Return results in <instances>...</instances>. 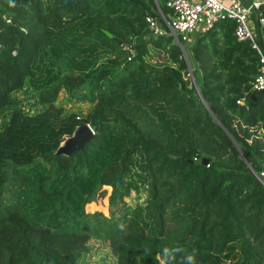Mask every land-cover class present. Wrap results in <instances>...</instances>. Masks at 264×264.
I'll return each instance as SVG.
<instances>
[{"label": "trees", "instance_id": "1", "mask_svg": "<svg viewBox=\"0 0 264 264\" xmlns=\"http://www.w3.org/2000/svg\"><path fill=\"white\" fill-rule=\"evenodd\" d=\"M147 14L159 15L153 0H0V112L24 87L40 105L13 109L14 142L0 126V264H264L259 55L231 18L179 37L184 54L171 33L150 32ZM61 89L82 90L90 108L63 112ZM85 122L84 147L55 153ZM131 188L146 197L113 217L118 235L64 222L69 199L106 197L112 217Z\"/></svg>", "mask_w": 264, "mask_h": 264}, {"label": "built area", "instance_id": "2", "mask_svg": "<svg viewBox=\"0 0 264 264\" xmlns=\"http://www.w3.org/2000/svg\"><path fill=\"white\" fill-rule=\"evenodd\" d=\"M159 15L147 14V27L154 35L171 33L177 42L179 37L187 39L195 32H204L220 18L234 20L237 39H247L259 55L260 66L254 74L251 87L264 89V15L260 8L264 0H153ZM160 1L168 8L165 14ZM255 14V20L251 14ZM162 18L163 23L159 20ZM237 102H242L237 99ZM208 166L209 163L207 162ZM256 177L264 182L263 166L255 171Z\"/></svg>", "mask_w": 264, "mask_h": 264}, {"label": "rangeland", "instance_id": "3", "mask_svg": "<svg viewBox=\"0 0 264 264\" xmlns=\"http://www.w3.org/2000/svg\"><path fill=\"white\" fill-rule=\"evenodd\" d=\"M162 4V1H160ZM158 10V9H157ZM253 20H255V14H251ZM162 56H152L149 58L151 62L161 63ZM27 90V91H26ZM84 90V88L82 89ZM82 90L75 91V96H71L65 89H61L57 100L55 101V106L61 108V110L69 111H79L82 114L86 113V111L90 108L91 102L88 100H81L76 95L80 94ZM40 105L36 104V96L35 92L29 89L28 87H24L22 89L14 91L13 102L7 107L4 111L0 112V126L8 128V137L7 140L9 142H14L15 140V133L17 130L18 122L20 119L19 115L14 120L10 121L11 113L14 112V108H20L22 111H27L32 113L38 109ZM92 127V126H91ZM142 187V186H141ZM146 197V192L141 188V190L136 191L134 188L129 190V193L123 194L122 201L116 200L114 204L110 207V215L108 212V205H107V198L106 197H98L92 200H84L77 198L76 202H72L70 199L64 204V209L67 207V214L64 217L65 223L69 222L71 225L79 226L82 231L88 232L91 234L92 238L95 239H105L109 236H116L119 234L121 230V224L113 218L114 216H121V214L125 217H131L130 210L133 206L138 203H144ZM123 202V203H122ZM129 209H125V208ZM54 214H50L48 216V221L50 223H54L55 220L53 219ZM133 217V216H132ZM103 219H106V222L110 224L112 229L108 233L103 232ZM136 222L140 223L139 220L141 218H136ZM148 225H145L147 228ZM103 248L100 250H107V246L105 244L101 245ZM101 252L97 253L90 257L89 259L96 260ZM158 259L156 264H163L161 260H159L158 256L155 255ZM225 264H233L231 260H228Z\"/></svg>", "mask_w": 264, "mask_h": 264}, {"label": "water", "instance_id": "4", "mask_svg": "<svg viewBox=\"0 0 264 264\" xmlns=\"http://www.w3.org/2000/svg\"><path fill=\"white\" fill-rule=\"evenodd\" d=\"M108 35L111 36V33H108ZM178 44L185 54L182 43L178 42ZM185 57H186V55H185ZM186 60H187V57H186ZM187 62H188V60H187ZM189 75L191 77V80H192L195 88H196L197 93L199 94V96L203 100V102L206 104V102L203 99L202 94L199 90V87L197 85V82L195 80V76L193 74V71H192V68L190 67V65H189ZM206 106L208 107L207 104H206ZM93 134H94L93 128L91 127V125L89 123H86V122L81 123V124L77 125V127L75 128V130L73 131V133L71 135H68L67 137L64 138V140L58 145V147L54 150V152L57 154L69 155L72 152H74L75 150L83 148L84 144L86 142H88L93 137ZM201 162L203 164H206L208 162V158L203 157ZM248 165L251 167L250 163H248ZM253 172L255 173L254 170H253ZM261 182H263V181H261Z\"/></svg>", "mask_w": 264, "mask_h": 264}]
</instances>
